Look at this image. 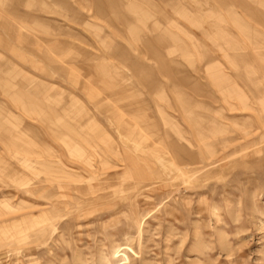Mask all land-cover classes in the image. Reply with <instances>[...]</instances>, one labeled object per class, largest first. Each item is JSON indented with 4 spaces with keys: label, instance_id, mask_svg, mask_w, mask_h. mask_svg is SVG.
Masks as SVG:
<instances>
[{
    "label": "rangeland",
    "instance_id": "1",
    "mask_svg": "<svg viewBox=\"0 0 264 264\" xmlns=\"http://www.w3.org/2000/svg\"><path fill=\"white\" fill-rule=\"evenodd\" d=\"M0 264H264V0H0Z\"/></svg>",
    "mask_w": 264,
    "mask_h": 264
},
{
    "label": "crops",
    "instance_id": "2",
    "mask_svg": "<svg viewBox=\"0 0 264 264\" xmlns=\"http://www.w3.org/2000/svg\"><path fill=\"white\" fill-rule=\"evenodd\" d=\"M212 77H213V74H212ZM212 81H213L214 84H218V82H219V80L218 81H214V79H212ZM258 89H260V88L255 89V91L258 90Z\"/></svg>",
    "mask_w": 264,
    "mask_h": 264
},
{
    "label": "bare ground",
    "instance_id": "3",
    "mask_svg": "<svg viewBox=\"0 0 264 264\" xmlns=\"http://www.w3.org/2000/svg\"><path fill=\"white\" fill-rule=\"evenodd\" d=\"M179 162V161H178Z\"/></svg>",
    "mask_w": 264,
    "mask_h": 264
}]
</instances>
